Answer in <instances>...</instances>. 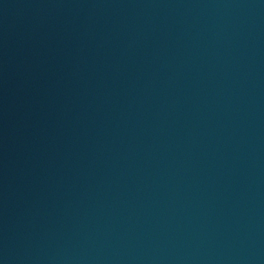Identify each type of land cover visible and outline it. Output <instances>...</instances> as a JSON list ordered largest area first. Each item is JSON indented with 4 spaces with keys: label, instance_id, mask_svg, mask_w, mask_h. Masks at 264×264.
<instances>
[{
    "label": "water",
    "instance_id": "obj_1",
    "mask_svg": "<svg viewBox=\"0 0 264 264\" xmlns=\"http://www.w3.org/2000/svg\"><path fill=\"white\" fill-rule=\"evenodd\" d=\"M0 264H264V0H0Z\"/></svg>",
    "mask_w": 264,
    "mask_h": 264
}]
</instances>
